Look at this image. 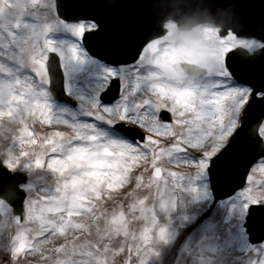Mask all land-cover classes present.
Instances as JSON below:
<instances>
[{
    "label": "rangeland",
    "instance_id": "obj_1",
    "mask_svg": "<svg viewBox=\"0 0 264 264\" xmlns=\"http://www.w3.org/2000/svg\"><path fill=\"white\" fill-rule=\"evenodd\" d=\"M40 2H43V5H38ZM47 5L46 7L44 0L33 2L31 0H0V25L2 26L0 56H5L4 68L11 72V75L4 73V76H1L0 74V80L18 78L33 84L39 92H47L46 97L44 95L28 96L24 109L21 105H10L5 100L4 106L7 109L4 108L3 113H0V129L2 130L0 158L13 172L20 171L27 174V184L22 188L28 193L27 203L31 207V212H26L25 206V219L21 226H14L11 223L13 210L8 209L0 213V264H126L125 254L117 251L120 244L119 232L126 231L128 224L135 231L134 234L139 235L149 231V220L155 218L156 214L158 221L155 222H158L161 229L166 228V237L171 236V239L166 243L167 253L161 257L152 255L151 249L155 247L152 243L147 257H141L145 264H201L199 259L206 258L207 255L211 257L207 258L209 264H227L228 260L222 256L226 246L218 247L216 244V241L225 242L227 239L237 243L235 248L237 252L234 254L235 257L228 261L229 264H264V242L250 245L249 234L244 226L248 212L244 208L242 193L248 184L235 196L215 202L210 189L209 174L205 170L202 176L185 180L183 186L174 191L167 206L161 207L158 204L156 187L148 188L146 185L150 169L147 161L144 165H139L137 157H130L119 148L115 157L102 158L100 154L98 155L108 147L113 138L120 142L133 144L138 142L130 141L115 130L114 126L117 123L125 122L109 123L108 116L99 119L98 115L93 113L97 112L98 107L115 111L122 109L124 100L122 92L121 98L112 105H104L100 100V94L110 79L108 73H116L121 83L130 81L134 77V69L139 61L133 65L115 68L98 60L90 62L86 55V62H84V48L74 33V29L80 23L69 24L61 20L56 13L55 0L47 2ZM17 22L22 25L19 29L15 27ZM30 25L39 29H43L46 25L51 26L52 30L47 32V38L56 42L55 47L58 50L55 53L61 59L67 94L78 102V107L72 108L57 102L49 90L48 71L44 80L36 79L30 61L21 51L26 38L31 34ZM166 28L168 33L158 39L157 53L159 56L167 57V66L159 67L150 64L148 59L143 61L144 71L155 74L150 81L146 82V89L150 90L152 86H158V92L152 94V99L166 104L175 97L173 92L176 90L179 93L184 92L191 85L195 86L197 82L198 84L203 82L205 85L220 83L219 74L223 68V61L216 51L221 44L217 26L205 24L194 27L190 31H181L174 22H169ZM10 29L16 33V42L9 43ZM230 33L233 35L232 43L235 48L243 47L253 53L264 46L256 40L238 38L231 31ZM73 44H79L81 62H77L72 57ZM157 53L151 54L149 58H158ZM179 62L198 65L206 69L207 74L202 79H184L176 73L174 68V65ZM81 72L89 76L87 85H82L78 80V74ZM210 92H205L204 95ZM250 95V92H246L248 102ZM20 101H25V98L21 97ZM28 102H32L33 105H27ZM45 103H50L52 107L47 110L41 108L43 112L41 115L37 108ZM246 105L247 103L240 104L237 109L234 102H229L226 119H231L234 112L241 117ZM10 106L13 107L16 118L9 112ZM20 109L21 113H18ZM235 126L237 129L240 127L238 119ZM97 127L98 134L94 133ZM79 129L81 131L76 137L88 139L95 134L98 137V143L91 145L86 142L81 143L80 145L83 146L79 148L71 147L74 133ZM50 136L53 137V142L41 146ZM102 137L107 140H103ZM155 139L167 146L175 138L169 134L155 136ZM228 139L225 138V144ZM213 142L215 138L209 141V143ZM17 143L19 145L28 143V152L19 156L16 151L10 155L12 147L15 146L18 149ZM31 157L34 158L30 162L32 170L28 171L29 165L26 160ZM40 158L49 161V167L47 162L43 167H37L35 161ZM186 158L194 157L189 153ZM99 159L106 161L104 167L91 168L92 162ZM166 161L167 157L162 163L164 171L161 176L164 179H167L169 169L178 171L183 176H191L195 172L193 165L183 163L177 165ZM262 161L264 159L254 166L257 168L258 180L264 177V173L258 171L259 163ZM53 162L56 163L55 167ZM141 168L143 172L140 174L145 177L143 186L140 183L141 178L133 173V171L139 172ZM85 173H88V178L82 183H75L72 191H68L67 188L74 185L70 180H76ZM151 175L154 176V172ZM163 192V183H161V193ZM73 197H76L79 203L75 204L74 209H70ZM144 197H149L147 206L142 199ZM43 202L50 203L51 208L46 211L39 210L37 205ZM189 202L200 203L203 209H200L196 216L185 217L178 205ZM153 203L157 204L155 212L151 207ZM136 208H139L140 213L139 211L135 213ZM125 214L127 223H125ZM213 226L215 234L214 232L211 234ZM45 228L55 230L58 236L67 235L69 243L41 263L35 260L24 261L22 257L26 253V246L28 247L30 243V235L35 230ZM171 228L173 233L170 232ZM97 233H101L105 242L100 258L93 251L94 246L91 243L95 237L94 234ZM157 235H159L158 230ZM133 264H136L134 254Z\"/></svg>",
    "mask_w": 264,
    "mask_h": 264
},
{
    "label": "snow or ice",
    "instance_id": "obj_2",
    "mask_svg": "<svg viewBox=\"0 0 264 264\" xmlns=\"http://www.w3.org/2000/svg\"><path fill=\"white\" fill-rule=\"evenodd\" d=\"M225 0H212V7H221ZM47 5V0H44ZM90 0H65V7L69 10H79L86 13ZM97 5L101 8H107L108 5L103 0H97ZM191 7V5H187ZM166 6L161 11H166ZM92 23H80L74 33L79 43L87 44L89 40L94 41L98 46L110 45L119 46L127 42L129 37L120 29L119 26L107 29L105 25L97 18L91 17ZM21 23L17 22L15 27L19 29ZM32 28L31 34L21 51L26 54L34 70V75L38 80H44L46 71L49 69V53L56 52L55 41L47 38V32L51 31V26L46 25L43 29L29 26ZM11 38L9 43L17 41L15 31H8ZM136 51L133 55V61H139L134 69V77L130 81L121 83L122 94L124 95L123 107L120 111L110 108H99L93 115H98L99 119L108 116V122L123 121L129 126H135L138 130L139 140L133 144L130 142L110 141L107 150L112 146L122 149L130 157H137V163L144 165L147 161L149 169L148 188L156 187V195L159 197L158 204L161 207L167 206L170 197L174 191L183 186V182L188 179L202 176L205 170L213 173L217 171L218 163L221 164L222 171L226 174L228 164L231 159L243 150L258 151L264 155V71L255 73L247 71L246 64L239 51L232 43L233 35L226 32L221 38V44L217 48V54L221 55L223 68L219 74L220 83L214 85L213 90L204 97H198V86H193L178 97H172L170 103L162 104L152 99V94L156 93L155 86L150 90L146 89V82L150 81L154 73H146L143 61L148 59L150 64L159 67L167 66V57L159 56L157 53L159 40L146 39L139 40ZM264 39V37H262ZM72 57L77 62H81V49L79 44H73L71 48ZM86 62L87 50L84 49ZM157 53L158 58L150 59V55ZM63 55V53H61ZM0 70L5 74L11 75L10 70L5 69L0 64ZM109 78H116V73H108ZM50 82V72H49ZM246 92L251 93L250 102L246 99ZM245 93V94H242ZM47 96V92H39L36 87L21 79L0 80V103L7 100L10 105L18 104L20 98L28 96L37 97ZM229 102H234L238 109L240 104L247 103L243 110L244 114L240 117L235 112L231 119H226L229 112ZM50 103H45L37 108V111L43 115L41 108L50 109ZM240 121V127L236 128V120ZM257 122L258 132L254 138L249 135V125ZM171 135L175 139L169 145H163L160 140L155 139L158 135ZM215 138V142L209 143ZM225 138H229L225 144ZM239 139V144L237 140ZM194 154V158L187 159V155ZM195 154H198L195 155ZM54 155V154H53ZM167 157L168 163L186 164L195 166V172L191 176H183L178 171L168 170L167 179L162 178L164 171L162 163ZM47 161L43 158L37 159V167H43ZM7 171L0 172V213L11 209L21 221L25 219L24 215L17 214V206L25 205L26 212H31V207L27 203L28 193L21 189V183L26 180L18 178L8 167ZM258 171L264 173V161L259 163ZM139 172H134L140 177L141 186L144 185L145 177ZM154 172V176L151 173ZM257 168L254 167L247 178L248 186L242 193L244 197V208L248 212L249 222L256 221L264 225V177L259 180L256 176ZM161 183H163L164 192L161 193ZM147 206L149 197L142 198ZM37 207H39L37 205ZM155 212L157 204L151 205ZM140 210L135 209V213ZM151 217V213H149ZM125 223L127 216L125 214ZM158 217L149 220V231L142 234H134L131 225L128 224L126 231H120L118 239L120 244L117 251L124 253L126 264H133V254L136 258V264H145L141 257H147L149 246L156 238L157 230L161 240L166 239V228L161 229L158 226ZM47 227V225H44ZM129 242L130 245H129ZM155 251V249H151Z\"/></svg>",
    "mask_w": 264,
    "mask_h": 264
},
{
    "label": "water",
    "instance_id": "obj_3",
    "mask_svg": "<svg viewBox=\"0 0 264 264\" xmlns=\"http://www.w3.org/2000/svg\"><path fill=\"white\" fill-rule=\"evenodd\" d=\"M105 1V2H104ZM112 2H119V5L112 8H101L97 5V0H90L89 6H92L98 11L97 18L105 25L107 29H112L119 26L120 29L129 37L126 43L119 46H98L94 41L89 40L86 44L89 50L97 57L115 64H128L133 61V55L136 51L137 43L139 40L154 39L164 34L162 29L163 23L169 19H175L180 28L190 30L194 26L205 23L214 22L222 26L224 35L229 30L234 31L239 37H255L262 39L264 37V0H225L221 7H212V0H157L159 13L152 16L136 21L134 15L126 8V4L138 6L141 0H111ZM152 1V0H151ZM103 3L110 4V0H103ZM191 5V7H187ZM166 6V11H161V8ZM113 9V10H112ZM87 9L86 13L69 10L65 7V0H58V13L67 21H80L83 19H91V13ZM242 58L246 64L247 71L255 73L257 78L259 73L264 71V49L257 52L255 56L250 57L248 52L239 48ZM54 60L50 62V72L53 81V90L60 100L71 102L66 97L63 91V74L59 65L58 58L53 55ZM179 70L181 65L176 66ZM194 70L196 76L203 72L195 67L184 68L185 71L190 72ZM84 82L87 81L85 75L81 76ZM60 84V86H59ZM63 97L61 99V96ZM120 94V82L116 81L112 88L102 96L105 103H112ZM60 96V97H59ZM263 122V121H262ZM260 122V123H262ZM117 129L124 132H138L135 129H129L123 124L116 126ZM258 132L257 122L249 125V135L254 138ZM239 144V139L237 140ZM264 155L258 151L243 150L234 158L231 159L227 167L226 174L222 171L221 164L218 163L217 171L213 177V173L209 171L213 190L216 200L226 199L233 196L238 190L245 186L247 176L252 166ZM7 169L4 167L0 159V172H5ZM18 178L27 181V177L21 173H15ZM25 184V183H21ZM20 185V186H21ZM24 205L17 206V214L23 215ZM248 220V219H247ZM12 222L16 225H21L23 221L14 214ZM246 227L251 234V241L256 243L264 239V231L262 234L257 235L258 222L247 221Z\"/></svg>",
    "mask_w": 264,
    "mask_h": 264
},
{
    "label": "bare ground",
    "instance_id": "obj_4",
    "mask_svg": "<svg viewBox=\"0 0 264 264\" xmlns=\"http://www.w3.org/2000/svg\"><path fill=\"white\" fill-rule=\"evenodd\" d=\"M32 2L34 0H31ZM13 8V7H12ZM0 28H1V25H0ZM3 58V56H0V58ZM1 58V59H2ZM199 82H197L195 84V86H198V92H197V96L198 97H204L206 95L205 92H208V91H212L213 90V87H214V84H208V85H205L203 82H200L201 84H198ZM158 86H156V92H158ZM191 87H193V85H191ZM190 87V88H191ZM181 93V91H180ZM179 91H174L173 94L175 95V97H177L179 94ZM5 101L3 103H0V109H2L0 111V113H3L4 111V108L7 109L4 105H5ZM25 105L26 106V100L23 101V102H19L17 105ZM29 106L33 105L32 102H28ZM35 107H37L36 104H34ZM9 112L12 114L13 117H17V115H15V113H13V107L10 106V110ZM20 113V111L18 112ZM9 114V113H8ZM95 126V125H94ZM97 126L100 127V125L97 124ZM2 130L0 129V132ZM80 129L78 130V132H75L74 134V138H72L71 140V143H72V146L71 147H76V148H79L80 146H83V145H80L81 143H90L91 145L93 144H96L98 143V137L97 135H92L91 138H88L86 139L85 138H79V137H76L79 133H80ZM94 133H99V129L97 127V130L94 132ZM103 140H107L105 139L104 137H102ZM115 140L114 138L111 140L113 141ZM116 141V140H115ZM28 143H20V145L17 143V146H18V149H16V147H12L10 149V155L11 154H14L16 151H18L19 153V156L20 155H24L25 153L28 152L29 150V147H28ZM110 144L108 145V147L103 150V152H99L98 155L100 154L101 157H109V156H112V157H115V155H117L118 153V149L117 147L115 146H112L111 147V150H107L109 148ZM34 158H29L26 160V163L29 165V167H27L28 171H30L32 169V167L30 166V162L33 160ZM49 161L47 162V167H49ZM92 167H99L100 169H102L104 166V164L106 163V161H103V160H98V161H94L92 162ZM53 166L55 167L56 166V163L53 162L52 163ZM88 174V173H87ZM86 173L85 174H82V177L78 178V179H71L70 182L71 184H74L72 186H69L67 188L68 191H72L73 187L75 186V183H82L84 182V180L86 178H88V175ZM92 174H90L91 176ZM200 192H198L199 194ZM76 203H79V200L76 199V197H73L72 198V203L70 204V209H74L75 208V204ZM39 206V210H42V211H46L48 209L51 208V204L50 203H46V202H43V204L39 203L38 204ZM181 209L183 210V214L185 217H188V216H196L199 212H200V209H203V206L200 204V203H192V202H189V203H184L182 205V203H180L178 205ZM161 221V219H160ZM162 223V221H161ZM164 225V224H163ZM172 231V233L174 232L173 229L171 228L170 229V232ZM215 234V227L213 226L211 228V234ZM28 234H31V233H28ZM234 234V233H233ZM31 239H30V243L28 245V247L26 246V253L23 255V259L24 261H37V262H42L46 259H48L50 256L54 255L55 252L61 250V248L65 245H67L69 243V240H68V236L67 235H59L58 236V233L55 231V230H52V229H48V228H45L44 230H39L36 231L34 233H32L31 235ZM94 239L91 241V243L93 244L94 248H93V251L96 253L97 257L100 258V254H101V251L103 250L104 246H105V242L103 240V237L101 235V233H97V234H94ZM231 238V236H230ZM169 239H171V236L170 237H166L165 240H161L159 238V235H156V238L153 242V244L155 245L154 249L155 251H151L152 255L155 256V257H161V256H164L167 251H168V246L166 243H168V241H170ZM216 244L219 246H222V245H225L226 246V249H225V252L222 254V256H224V258H226L228 261L232 258L235 257V253L237 252L236 251V246H237V243L236 242H233L231 241L230 239H227L225 242H220V241H216ZM219 254V252H218ZM207 258H211L209 255H207V257L205 258H202V259H199V261H201L202 263L201 264H207L206 263V260ZM227 261V264H229ZM208 264H209V261L207 260Z\"/></svg>",
    "mask_w": 264,
    "mask_h": 264
}]
</instances>
